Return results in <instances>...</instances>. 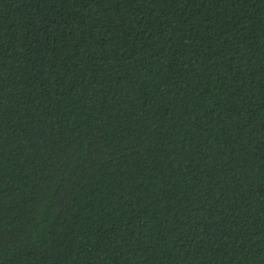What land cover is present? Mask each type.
Listing matches in <instances>:
<instances>
[{
  "label": "trees",
  "instance_id": "obj_1",
  "mask_svg": "<svg viewBox=\"0 0 264 264\" xmlns=\"http://www.w3.org/2000/svg\"><path fill=\"white\" fill-rule=\"evenodd\" d=\"M0 264H264V0H0Z\"/></svg>",
  "mask_w": 264,
  "mask_h": 264
}]
</instances>
